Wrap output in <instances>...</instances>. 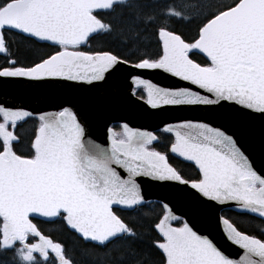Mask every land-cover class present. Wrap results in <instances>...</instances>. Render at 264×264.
Listing matches in <instances>:
<instances>
[{"label":"snow or ice","instance_id":"snow-or-ice-1","mask_svg":"<svg viewBox=\"0 0 264 264\" xmlns=\"http://www.w3.org/2000/svg\"><path fill=\"white\" fill-rule=\"evenodd\" d=\"M193 19L194 35L176 26ZM9 34L48 51L20 60ZM0 54V84L29 99L104 89L127 72L146 89V100L137 99L155 112L264 120V0H0ZM146 71L178 82L157 86L141 78ZM78 102L37 111L0 99V264H77L36 221L73 232L85 264H264V175L226 127L184 120L153 132L124 123L120 134L107 130L105 146L89 136ZM147 188L164 193L155 235L135 220L148 217ZM171 200L187 203L193 218L230 205L260 222L259 235L216 216L242 250L230 258Z\"/></svg>","mask_w":264,"mask_h":264},{"label":"water","instance_id":"water-1","mask_svg":"<svg viewBox=\"0 0 264 264\" xmlns=\"http://www.w3.org/2000/svg\"><path fill=\"white\" fill-rule=\"evenodd\" d=\"M142 79L157 86H168L174 82L171 77L162 72H143ZM143 87L134 84L127 72L121 73L118 80L113 81L104 89H64L57 88L46 91L39 98H26L24 92L13 85L0 84V99L8 103H25L33 110L56 111L61 103L73 96L79 101L78 110L84 120L89 136L107 146L108 129L113 124L127 123L129 127L157 132L165 124H176L184 120L209 123L213 126H223L234 134L241 143L243 150L250 156L259 174L264 175V120L257 116L246 117L239 121L224 122L217 118L216 113L205 110H182L155 112L146 103L133 95L135 89ZM123 130V129H122ZM146 196L150 201L163 203L164 193L159 188H147ZM167 199V197H165ZM175 213L187 218L200 234L209 235L217 246L230 258H238L241 251L232 245L225 237L221 226L216 222V216L223 210L231 209L240 213L230 205H225L222 211L208 207L195 218L189 210V205L175 200L170 201Z\"/></svg>","mask_w":264,"mask_h":264},{"label":"trees","instance_id":"trees-1","mask_svg":"<svg viewBox=\"0 0 264 264\" xmlns=\"http://www.w3.org/2000/svg\"><path fill=\"white\" fill-rule=\"evenodd\" d=\"M199 24V19H193L191 21H186L184 23L176 25L177 28L185 32L187 35H194ZM9 39L13 41L12 53L14 56L19 58L20 60H31L35 58L36 54H42L43 52L48 51L47 48L39 47L33 45L30 41L25 40L22 36L18 34H9ZM96 46L95 42L92 45ZM152 47H156L155 39L152 40ZM198 62L204 63L205 58L200 56L197 58ZM5 60V55H0V64H3ZM136 96H143L144 99L147 98L146 90L144 87L138 88L134 90ZM112 128L115 130L117 134L122 133V128L120 124H113ZM32 131V124L26 125L22 132L25 136L30 135ZM162 136L165 134L158 133ZM171 139V137H168ZM187 173L189 175L195 176L197 174V170L195 168H188ZM160 202H153L149 205L150 211L148 213V217L145 219L141 216H136L135 220L138 226L142 227V230L148 232L151 235H155L150 231V224L153 221H156L157 218L162 217V208L160 207ZM126 217H128V213H123ZM221 215L230 218L233 221H236L238 226L248 232H253L256 235H259V227L260 222L258 220H254L249 216L241 215L240 213L235 212L234 210L227 209L221 212ZM39 223V227L42 232L53 239L54 242H60L65 246V250L68 255L73 257L77 264H85V262L89 259L83 255V242L79 240V238L71 231H69L64 225L60 222L52 223L46 221H36ZM174 226H177L174 223ZM31 239V238H30Z\"/></svg>","mask_w":264,"mask_h":264},{"label":"flooded vegetation","instance_id":"flooded-vegetation-1","mask_svg":"<svg viewBox=\"0 0 264 264\" xmlns=\"http://www.w3.org/2000/svg\"><path fill=\"white\" fill-rule=\"evenodd\" d=\"M0 55H2V54H0ZM146 100V99H145Z\"/></svg>","mask_w":264,"mask_h":264}]
</instances>
